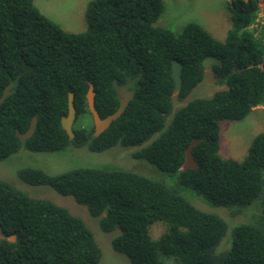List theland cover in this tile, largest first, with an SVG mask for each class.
I'll list each match as a JSON object with an SVG mask.
<instances>
[{
  "label": "trees",
  "instance_id": "obj_1",
  "mask_svg": "<svg viewBox=\"0 0 264 264\" xmlns=\"http://www.w3.org/2000/svg\"><path fill=\"white\" fill-rule=\"evenodd\" d=\"M226 8L231 27L220 40L195 22L177 34L156 25L162 0H91L82 31L62 29L33 0H0V95L12 82L0 103V161L19 149L135 147L132 156L149 165L147 172L112 164L58 174L35 167L17 172L27 184L48 185L86 205L103 232H116L112 248L131 264H167L160 254L182 264H264V131L243 159L218 154L219 122L242 119L264 105V21H258L256 0H231ZM207 57L217 60L210 68L223 88L174 108L171 60L181 64L176 98L182 100L201 81ZM113 80L131 82L133 96L94 135L87 88L91 83L103 118L118 106ZM69 92L75 108L71 139L60 124ZM34 115L32 135L19 139L15 130L24 132ZM87 115L90 123L83 121ZM193 138L198 166L180 170ZM178 188L192 190L209 206L246 214L226 247L216 250L224 219L194 206ZM156 221L166 225L153 239L148 228ZM0 233V264H98L101 255L79 216L1 179Z\"/></svg>",
  "mask_w": 264,
  "mask_h": 264
},
{
  "label": "rangeland",
  "instance_id": "obj_2",
  "mask_svg": "<svg viewBox=\"0 0 264 264\" xmlns=\"http://www.w3.org/2000/svg\"><path fill=\"white\" fill-rule=\"evenodd\" d=\"M91 0H33L34 5L41 13L56 22L62 29L68 31H82L85 29V8ZM231 0H162V9L156 20V25L170 29L173 33H179L188 22H195L203 26L215 38L222 40L227 30L231 27L227 3ZM259 5L258 21H264V0H256ZM215 81L211 68L204 71L201 81L182 99L173 97L174 108L183 105L193 98L208 97L215 91L222 89ZM87 115L83 121H89ZM264 131V105L254 107L245 117L239 120L223 119L219 122V148L218 154L222 158L241 160L247 153V149L253 137ZM135 147H122L115 145L100 152L89 150L85 146L76 147L70 145L58 151L33 152L19 149L8 158L0 161V179L11 182L17 188L25 191L32 197L50 200L65 207L71 214L79 216L92 231L101 255L98 264H131L122 253L115 251L111 245V239L115 231L103 232L98 219L89 214L86 205L79 204L72 196L58 194L48 185H30L21 180L18 170L26 167L40 168L49 174H58L73 168L112 164L131 168L140 172H147L149 165L142 160L135 159L132 152ZM164 177V179H163ZM166 185H174L172 178L161 176ZM188 201L199 209L214 212L226 222V232L218 244L226 247L228 236L232 228L244 222V213L231 214L221 207L209 206L202 198L192 190L178 188ZM248 215V214H247ZM249 216V215H248ZM252 217H255L252 214ZM254 220V219H253ZM162 221L153 222L148 231L151 238L156 239L165 229ZM167 264H182L172 256L159 255Z\"/></svg>",
  "mask_w": 264,
  "mask_h": 264
},
{
  "label": "water",
  "instance_id": "obj_3",
  "mask_svg": "<svg viewBox=\"0 0 264 264\" xmlns=\"http://www.w3.org/2000/svg\"><path fill=\"white\" fill-rule=\"evenodd\" d=\"M217 60L213 57H207L204 58L201 61L202 69L203 71L207 70L209 67H211L212 64L216 63ZM180 71H181V64L179 61L172 59L171 60V67H170V75L173 79V88L171 91V96H175L178 94L181 88V77H180ZM112 85L115 89V94L118 99V106L117 108L110 114H107L105 117L101 118L98 115V112L96 111L94 105H93V95L94 92L92 90V84L90 83L85 97H86V103L88 110L91 113L92 122H93V133L94 135H98L100 132H102L105 128H107L112 120L117 118L121 112L124 110L125 106L127 105L128 101L133 96V91L129 89V86L131 85V82H126L124 85H118L114 80L112 81ZM12 86V82L7 84L2 91V94L0 95V103L4 100V98L12 92L10 87ZM75 117V108L72 103V93L69 92L67 96V114L65 116H62L60 118V124L62 129L66 132L68 138H72L74 136V132L72 130V123ZM37 118L34 115L30 123L27 127V129L24 132H19L18 130H15V135L18 136L20 139H24L26 137H29L36 126ZM198 142L196 138H193L191 142L188 144V146L184 150V158L181 164L179 165L178 169L184 170L187 168H197L198 164L195 161L193 154H192V147ZM264 213V209H263ZM0 237H3V235L0 233ZM14 235H9L6 238L8 240H14Z\"/></svg>",
  "mask_w": 264,
  "mask_h": 264
},
{
  "label": "flooded vegetation",
  "instance_id": "obj_4",
  "mask_svg": "<svg viewBox=\"0 0 264 264\" xmlns=\"http://www.w3.org/2000/svg\"><path fill=\"white\" fill-rule=\"evenodd\" d=\"M130 87H131V85L129 86V89H130ZM175 96H176V95H175ZM173 97H174V96H173ZM31 135H32V134H31ZM31 135H30V136H31ZM18 138H19V137H18ZM26 138H27V137H26ZM19 139H20V138H19ZM24 139H25V138H24ZM70 139H71V138H70ZM21 140H23V139H21ZM69 146H70V145H69ZM69 146H67V147H69Z\"/></svg>",
  "mask_w": 264,
  "mask_h": 264
}]
</instances>
